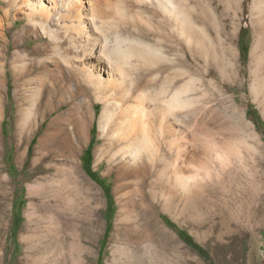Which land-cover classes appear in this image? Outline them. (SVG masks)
<instances>
[{
	"label": "rangeland",
	"instance_id": "obj_1",
	"mask_svg": "<svg viewBox=\"0 0 264 264\" xmlns=\"http://www.w3.org/2000/svg\"><path fill=\"white\" fill-rule=\"evenodd\" d=\"M173 2L181 19L193 26L190 45L172 35L168 17L145 4H133L131 9L145 13L152 25L135 20L124 25L121 32L138 35L164 48L167 58L170 55L174 58V63L162 62L156 69H139L138 83L147 90L169 84V92L176 86L189 85V94L186 93L189 97H184L191 103L189 109L180 111L179 123L188 127L197 116L208 130L214 160L212 171L217 172L215 162L224 164L226 170L224 192L219 195L207 192L201 197L178 190L179 207L163 210L159 205L163 191L161 176L154 171L148 177L144 194L148 205L157 204L156 208L146 211L147 205L144 213L137 211L133 217L136 222L129 230L131 234L116 244L112 234L119 208L112 192L113 184L103 174L105 165L96 168L94 161L101 108L97 103V117L92 121L79 159L81 173L101 195L102 207L94 219L86 208L52 207L43 197L31 236L37 250V264H264V0ZM3 9L14 12L7 1L0 0L1 14ZM25 22L19 18L7 31L9 41ZM27 39L26 56L14 55L18 47L10 42L2 59L7 93L0 128L6 149L0 162L4 173L9 174L12 187L4 222L0 225V264H23L21 257L28 243L20 235L26 233L28 190L36 185L26 177L31 171L38 135L30 140L27 155L19 163L15 160V144L9 141L23 114L14 100V78H20L21 99L26 88L17 67L23 61L30 63L34 51L48 52L37 45L43 38L36 39L30 34ZM153 75L155 81L145 83ZM28 100H21L22 108L29 107ZM203 198L208 205H198ZM179 231L189 235L202 248L201 253L188 245Z\"/></svg>",
	"mask_w": 264,
	"mask_h": 264
},
{
	"label": "bare ground",
	"instance_id": "obj_2",
	"mask_svg": "<svg viewBox=\"0 0 264 264\" xmlns=\"http://www.w3.org/2000/svg\"><path fill=\"white\" fill-rule=\"evenodd\" d=\"M5 1L14 12L3 9L0 13V123L7 93L2 59L8 44L11 42L18 47L14 55L24 57L28 54L25 41L31 34L36 39L43 38L37 45L48 50L47 53L34 51L30 63L21 61L17 67L24 77L23 92L24 99H29L28 108L21 107L24 99L19 97L20 78L13 80L14 100L23 111L16 133L9 137L15 144L17 163L23 161L30 140L38 135L32 151L31 171L26 177L36 185L28 190L30 202L24 230L28 235H20L28 243L21 257L23 264H37V250L31 236L43 197L52 207L86 208L92 218L98 216L102 198L81 173L79 159L92 121L97 117V103L101 108L94 161L96 168L105 165L103 174L109 176L113 184L112 192L119 208L112 234L116 244L125 239L131 224L136 222L133 218L136 212L144 213L148 205L144 190L154 171L161 176L163 191L159 205L163 210L179 207L180 190L201 197L207 192L214 195L224 192L226 170L224 164L215 162L218 169L212 171L214 160L208 130L197 116L188 127L179 123L180 111L191 103L184 97H189L186 95L189 85L176 86L169 92V84L162 83L158 90H147L138 83L136 72L139 69H156L162 62L174 63V58L172 55L167 58L164 48L138 35L121 32L124 25L135 20L152 25L145 13L131 9L133 4H145L168 17L172 35L189 44L193 39V26L181 19L173 0ZM19 18L26 22L9 41L7 31ZM154 75L145 83L155 81ZM3 149L6 148L0 128V160ZM11 187L9 174L4 173L0 162V225L4 222ZM156 205L150 202L145 210L152 211ZM198 205L206 206L208 201L203 198Z\"/></svg>",
	"mask_w": 264,
	"mask_h": 264
},
{
	"label": "trees",
	"instance_id": "obj_3",
	"mask_svg": "<svg viewBox=\"0 0 264 264\" xmlns=\"http://www.w3.org/2000/svg\"><path fill=\"white\" fill-rule=\"evenodd\" d=\"M90 147L88 146V149H89ZM179 235H180V237L188 244V245H190V246H192L193 248H195L198 252H200L201 253V251H202V248L197 244V243H195L194 241H193V239L189 236V235H187L185 232H183V231H179Z\"/></svg>",
	"mask_w": 264,
	"mask_h": 264
}]
</instances>
